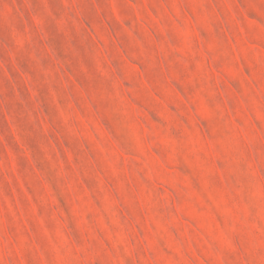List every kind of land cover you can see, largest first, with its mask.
Listing matches in <instances>:
<instances>
[{
    "label": "rangeland",
    "instance_id": "374dc122",
    "mask_svg": "<svg viewBox=\"0 0 264 264\" xmlns=\"http://www.w3.org/2000/svg\"><path fill=\"white\" fill-rule=\"evenodd\" d=\"M0 264H264V0H0Z\"/></svg>",
    "mask_w": 264,
    "mask_h": 264
}]
</instances>
